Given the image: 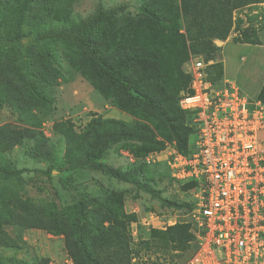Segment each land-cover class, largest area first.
Wrapping results in <instances>:
<instances>
[{"label": "trees", "instance_id": "trees-1", "mask_svg": "<svg viewBox=\"0 0 264 264\" xmlns=\"http://www.w3.org/2000/svg\"><path fill=\"white\" fill-rule=\"evenodd\" d=\"M38 1L0 0V22L14 27L27 24L46 46L65 45L72 54L81 57L76 60L70 53L65 54L67 58L58 53L61 62L51 46L47 50L38 48L29 62L33 67L31 79L23 82L12 75L14 60L9 59L6 69L0 72V98L14 104L15 113L25 124L0 125V149L5 151L33 142L32 156L51 158L55 148L39 130L41 118L31 114L25 97L30 94L35 101L48 102L38 83L57 85L59 77L71 79L79 73L112 105L135 119L125 121L95 114L83 132H77L70 121L58 123L56 130L67 143L69 164L59 172L65 184L73 186L74 174L96 169L134 184L163 204L189 207L186 202L163 198L161 192L143 181L144 166L136 165L126 172L102 158L110 145L126 141L141 143L147 148L144 153L163 150L166 142L175 143L180 151L188 153L191 132L188 113L181 108L180 98L188 90L190 76L183 64L191 52L202 54L207 60L216 59L219 48L214 40L229 36L234 11L264 0H148L141 9V18L128 21L124 20L125 5L100 7L85 18L75 19L39 12ZM243 21L240 19L238 23L241 35L234 40L260 44L257 28L252 25L241 28ZM64 63L69 66L64 67ZM209 76L221 79L220 62L210 67ZM258 98L264 102V85ZM83 196L67 218H60L55 204H50L47 212H40L26 202L6 201L4 208L8 222L14 226L65 233L67 252L75 264H131L132 249L126 232L132 221H139L136 214L126 212L121 194L115 191L104 200L96 195ZM93 204L95 207L90 209ZM190 230L187 223L167 229L174 250H188L193 238ZM0 233L10 238L1 227Z\"/></svg>", "mask_w": 264, "mask_h": 264}, {"label": "rangeland", "instance_id": "rangeland-1", "mask_svg": "<svg viewBox=\"0 0 264 264\" xmlns=\"http://www.w3.org/2000/svg\"><path fill=\"white\" fill-rule=\"evenodd\" d=\"M147 1L40 0L36 3V9H39V12H48L51 17L55 18L65 15L81 19L95 13L100 7L111 8L125 5L127 14L124 20L128 21L130 18L137 20L141 18V9ZM255 6L250 5L234 11V32L239 36L241 35L238 28L240 19L244 20L241 28L252 25L259 33V28L264 27V15L258 12ZM51 9L53 12L49 13ZM216 40L218 39H215L214 43L217 46ZM46 45L30 31L27 24L14 27L0 22V72L6 69L10 59L14 60L12 75L17 77V81L23 82L26 78L31 79L33 67L29 62L34 58L38 48L47 50L51 46L53 52L65 58H67L65 54L69 53L76 60L81 57L79 54H72L68 46ZM239 50L241 52L235 56L232 68L233 78L238 79L239 85L250 98L256 99L254 88H246L243 81L254 86L249 75H254L257 70L264 73V58L260 59L263 48L239 47L236 52L238 53ZM241 57L247 58L246 64L242 65ZM59 59L61 60L60 57ZM187 61L183 64L184 71ZM67 65L68 63H64V67ZM57 80V85L38 83L39 90L45 94L48 102L43 99L35 101L30 94L25 97L31 108V114L41 118L39 130L44 133L47 142L55 148L52 157L48 159L32 156L33 142L18 144L5 151L0 149V227L10 236V238L3 237L0 233V264H37L40 262L61 264L70 256L66 248L65 233L10 224L4 202H26L40 212H47L50 204H55L60 218H67L79 199L84 198V194L96 195L104 200L109 193L114 191L121 194L126 212L136 214L140 220V222L132 221L126 232L132 249L131 264H187L185 254L172 248L167 231L166 233L164 230L157 231L156 220L154 228H148L142 225V222L144 217L151 212L164 216L167 212L175 210L181 215H186L188 207L176 208L163 204L161 200L137 188L134 184L120 181L96 169H84L74 174L73 186H68L62 180L59 172L66 169L69 163L66 159V139L61 138L56 130L58 123L70 121L77 132H83L90 120L96 116L95 114L125 121H132L135 118L112 105L110 99L79 73L71 79L64 80L59 77ZM3 124L22 125L25 123L19 120L14 104L0 98V125ZM172 144L175 143L166 142L163 150H150L144 153L147 148L139 142L115 143L110 145L102 160L126 172L132 171L136 165L144 166L141 176L143 181H148L155 190L161 192L163 198L182 203L188 196V190L170 176L167 163L163 162L162 158H160L162 161L157 159L155 164L147 161L150 154H161ZM94 207V204L90 205V209Z\"/></svg>", "mask_w": 264, "mask_h": 264}, {"label": "built area", "instance_id": "built-area-1", "mask_svg": "<svg viewBox=\"0 0 264 264\" xmlns=\"http://www.w3.org/2000/svg\"><path fill=\"white\" fill-rule=\"evenodd\" d=\"M213 64L191 52L185 67L190 82L180 106L188 113L189 152L172 144L147 158H162L170 176L189 185L188 212H151L143 224L154 228L159 219L164 231L189 224L187 264H264V102L212 79ZM61 264L75 263L68 256Z\"/></svg>", "mask_w": 264, "mask_h": 264}, {"label": "crops", "instance_id": "crops-1", "mask_svg": "<svg viewBox=\"0 0 264 264\" xmlns=\"http://www.w3.org/2000/svg\"><path fill=\"white\" fill-rule=\"evenodd\" d=\"M255 7L258 8L257 9V11L259 10L258 12H262V14L264 15V2L257 4ZM262 14H261V16L263 18ZM258 34H259V38L261 40L260 44L236 42L234 40V38H236V35H235V32L233 31V27H232V30H231L229 36L225 40H221V39L216 40L217 46L219 48V53H218V56L216 57V62H220L222 65V77L220 80L230 81V82H233V83L237 84L238 86H240L238 79L235 77L233 78L234 72L232 71L235 56H238L241 52V50H239L238 53L236 52V50L239 47H246V48L255 47V49L263 48V50H261L262 55H261L260 59L264 58V27H261V29L259 28ZM240 59L243 61L242 65L246 64L247 58L241 57ZM260 71L261 70H257L254 75L253 74L249 75V78H251L254 86H250L248 84V82L243 81L246 88H252V87L254 88V90H255L254 95L257 98H258V96H259V94L263 88V85H264V73H260ZM240 88H241V86H240ZM246 94L248 95L247 92H246ZM148 215L146 217H144V219L149 217ZM156 220H157V222L155 223V225H157V227H158L157 231H158L160 229L159 225L161 226V223L159 222V219H156ZM139 222H140V220H139ZM142 225H144L143 222H142Z\"/></svg>", "mask_w": 264, "mask_h": 264}]
</instances>
